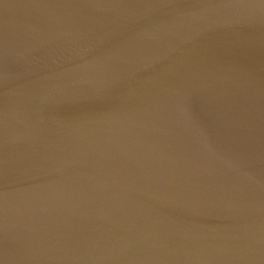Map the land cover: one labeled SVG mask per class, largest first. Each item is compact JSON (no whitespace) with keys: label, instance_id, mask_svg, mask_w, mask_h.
<instances>
[{"label":"water","instance_id":"water-1","mask_svg":"<svg viewBox=\"0 0 264 264\" xmlns=\"http://www.w3.org/2000/svg\"><path fill=\"white\" fill-rule=\"evenodd\" d=\"M0 264H264V0H0Z\"/></svg>","mask_w":264,"mask_h":264}]
</instances>
